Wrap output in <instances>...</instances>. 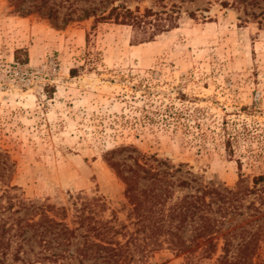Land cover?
I'll return each instance as SVG.
<instances>
[{
    "label": "rangeland",
    "instance_id": "rangeland-1",
    "mask_svg": "<svg viewBox=\"0 0 264 264\" xmlns=\"http://www.w3.org/2000/svg\"><path fill=\"white\" fill-rule=\"evenodd\" d=\"M121 1L139 14L178 4L177 28L142 41L128 25L52 23L0 0V196L69 208V218L75 198H100L103 218L126 224L108 159L132 148L166 162L173 180L243 190V204L264 210V21L220 4L232 0ZM128 155L112 159L132 164ZM149 262L184 258L163 248Z\"/></svg>",
    "mask_w": 264,
    "mask_h": 264
},
{
    "label": "trees",
    "instance_id": "trees-1",
    "mask_svg": "<svg viewBox=\"0 0 264 264\" xmlns=\"http://www.w3.org/2000/svg\"><path fill=\"white\" fill-rule=\"evenodd\" d=\"M9 1L16 12L39 14L52 23L92 17L128 25L140 31L142 41L177 28L181 15V6L175 3L162 5L160 11L145 8L139 14L138 7L132 10L120 0ZM220 4L241 6L243 15L259 25L264 21V0ZM197 10L206 12V8ZM186 13L194 16V11ZM121 152H129L132 164L112 159ZM109 155L110 167L125 185L127 223L116 225L115 213L103 218L100 198H75L69 218V208L17 200L4 191L0 196V264H150L163 248L182 256L183 264L215 256L214 264H264V210L254 203L243 204V190L213 184L192 187L188 180H173L166 162L132 148H119ZM260 180L261 176L254 179V187L246 193L255 192ZM178 188L194 193L175 196ZM259 199L264 204V197ZM243 216L250 221L243 225L228 221Z\"/></svg>",
    "mask_w": 264,
    "mask_h": 264
}]
</instances>
